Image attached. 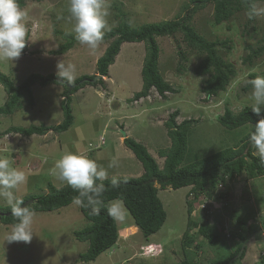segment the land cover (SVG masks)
<instances>
[{
  "label": "rangeland",
  "instance_id": "374dc122",
  "mask_svg": "<svg viewBox=\"0 0 264 264\" xmlns=\"http://www.w3.org/2000/svg\"><path fill=\"white\" fill-rule=\"evenodd\" d=\"M258 2L264 4L263 0ZM109 3L107 21L110 28L117 26L123 16L129 19L131 26L140 27L181 18L186 14L187 5L189 8L194 6L192 0H109ZM21 8L28 14L25 20L27 46L19 59L12 62L0 60L1 72L10 76L17 85L33 75L53 78L57 73V62L63 59L65 63L75 64V80L82 75L99 74L97 60L111 41H103L94 52L76 42L66 53H54L65 42L58 32L74 33L73 24L69 21L68 0H27ZM246 12L242 9L229 20L217 24L213 16L214 1H208L191 16L190 24L197 33L208 41H217L221 57L236 69L227 88L218 95L211 97L203 92L207 75H196L195 68L204 54L187 46L181 32L157 37L161 49L160 72L176 92H168L163 97L152 89L149 96L132 101L134 94L143 86L141 70L146 47L144 42H125L110 66L109 74L99 77L104 82L97 83L100 79H96L95 84L85 83L71 94L70 108L74 119L67 130L49 129L45 134L30 136L7 133L12 126H55L64 120L63 92L66 84L35 83L32 86L33 104L22 98L12 114L0 116V157L9 158L14 167L28 175L27 183L16 195L21 199L42 196L49 191V184L63 186L53 177L51 169L54 161L65 151L86 154L105 168L113 157L118 158L119 166L107 169L109 177L140 176L144 172L143 165L124 145L122 129L126 131V137L145 144L163 166L164 158L159 151L171 145L166 121L176 110L179 111L178 123L185 119H198L188 134V157L210 155L234 145L251 131V126L243 127L241 131L229 130L218 118L224 114L226 106L238 112L251 105V88H246L248 80L252 79L251 74L264 76V54L246 61L251 51L263 44L264 17L249 19ZM180 51L185 52V61L181 59ZM181 64L184 66L182 70L179 69ZM7 100L8 93L0 83V106ZM190 190L191 186L159 189L158 195L167 218L162 228L148 238L123 201L112 200L123 205L126 218L117 222V243L94 261L86 262L80 258L88 250L89 242L78 240L76 231L89 226L91 221L85 217L81 207L73 203L53 211L34 210V233L30 243L4 241L12 225L0 223V264H178L186 257L208 264L216 258L228 257L235 250L237 243L241 242L234 235L238 231V217L244 216L249 218L248 223L256 224L257 229L246 233V239L242 241V246H246L245 256L242 259L237 256L232 264H262L264 176L249 178L243 172L234 179L227 178L213 194H202L196 199ZM221 192L225 194L223 200ZM190 202L193 204L192 217L200 224L215 226L221 235L220 242L212 244L195 228L191 233L195 234L196 241L189 248H183ZM0 204L7 206L2 198ZM202 204L206 207L202 208ZM156 251L159 253L151 255Z\"/></svg>",
  "mask_w": 264,
  "mask_h": 264
},
{
  "label": "trees",
  "instance_id": "16d2710c",
  "mask_svg": "<svg viewBox=\"0 0 264 264\" xmlns=\"http://www.w3.org/2000/svg\"><path fill=\"white\" fill-rule=\"evenodd\" d=\"M27 0H18L21 7H24ZM43 1V0H36ZM208 1H214V21L220 24L223 21L229 20L236 12L246 9L242 0H192L193 8L187 5L186 14L177 19L165 20L157 23H149L140 27L131 26L129 19L126 16L122 17V21L110 31H106L103 41H111L104 54L97 60V70L99 74L107 76L110 66L115 62V58L120 52V48L125 42H144L146 47V55L141 70L143 86L142 89L134 94L132 101L149 96L152 89L166 97L168 92H176V89L166 81L159 69L160 46L157 37L172 36L177 32L183 34V39L187 46L200 53L204 57L195 68V73L198 76L207 75L204 80L203 92L207 96L218 95L220 91L227 88L231 78L235 76L236 69L233 64L226 62L218 52L217 41H208L190 24L193 12L202 8ZM259 1V0H258ZM264 1V0H263ZM121 16L123 14H120ZM65 42L54 53L63 54L69 51L77 42L75 33L58 32ZM226 44V41L223 42ZM181 59L186 60L185 52H179ZM264 54V38L263 44L257 49H253L251 54L247 56L246 61L250 62L254 57H259ZM179 69H184L181 64ZM256 74H251L254 78ZM95 75H82L75 80V83L82 79H88L85 83H93L91 81ZM46 85L49 83L66 84L63 92L64 101V120L55 125L48 126L30 125V126H12L7 130L16 132L26 136L33 134H45L49 129H55L58 132L67 130L74 119L70 108L71 94L84 86L85 83L76 86L73 90L69 88L66 81H61L56 74L44 77L43 75H33L28 77L21 84H16L10 76L0 71V83L3 84L8 93V100L0 106V116L10 115L18 106L20 100L24 98L29 104L34 103L32 86L35 83ZM104 82L101 78L97 83ZM96 83V84H97ZM95 84V83H93ZM247 89L251 88L248 84ZM179 111H174L166 121L167 134L170 137L171 145L166 149L159 151L160 155L165 157V163L161 167L155 157L150 153L145 144L137 141L133 137L127 136L124 138V145L130 148L136 158L141 161L144 172L142 175L133 177L128 175L116 176L121 185L118 189H111L110 180L103 181L106 188L103 197L105 205L114 199L122 200L130 214L133 216L135 223L139 226L145 237H149L153 233L159 231L167 218V212L164 204L158 193L159 189L171 187L179 189L186 186H191L190 193L194 195V199L199 198L202 194L211 195L217 191L221 184H224L228 179H234L243 172L249 178H257L264 176V165H261L258 158L252 155L254 149L249 143V135L253 130L255 122L264 117V107L261 113L257 116L251 109V105H246L238 112H234L229 106H226L225 112L218 118V121L229 130H239L243 127L251 126V131L238 139L234 145L226 146L225 148L212 153L210 155L201 156L198 158L188 157V134L192 126L198 122V119H185L181 123L177 122ZM124 177H128L127 183L123 182ZM100 183V181H97ZM77 195V192L67 185L56 187L49 184V191L42 196H30L23 198L24 202L29 198L35 201L28 206L36 211H53L72 203V199ZM221 192L220 197H225ZM81 211L85 217L91 221L89 226L76 231V238L80 241H88L89 248L85 253L80 255L82 261H94L99 255L108 249L112 248L119 237V227L117 221H114L106 210V207H101L98 215H90L91 208L81 207ZM11 212L8 206L0 204V223L13 225L17 221L11 214H1ZM193 204L190 202L188 207V224L187 229L183 234V248L187 249L196 241L195 234L191 231L195 228L198 233L208 239L212 244L221 241V235L216 231L215 226L211 224H200L192 217ZM248 217H238V231L236 232L241 242L237 243L235 250L228 257L216 258L208 264H232L233 260L238 256L242 259L246 253V246H242V241L246 239V233L257 229L254 223H248ZM200 246L199 243L196 244ZM238 253H240L238 255ZM262 264H264V254H262ZM178 264H200L195 259L188 257L184 258Z\"/></svg>",
  "mask_w": 264,
  "mask_h": 264
},
{
  "label": "clouds",
  "instance_id": "9594fccd",
  "mask_svg": "<svg viewBox=\"0 0 264 264\" xmlns=\"http://www.w3.org/2000/svg\"><path fill=\"white\" fill-rule=\"evenodd\" d=\"M68 2L69 21L73 24L72 31L75 33L76 41L94 52L103 42L105 32L111 30L107 21L110 15L109 0H68ZM242 3L247 9L246 15L249 19L264 17V4L259 3L258 0H242ZM27 15L18 0H0V60L12 62L21 57L28 40L25 24ZM56 68V74L61 81H66L69 86L74 85L75 64L65 63L62 59L57 62ZM248 84L251 86V109L259 116L264 107V76L256 75L248 80ZM249 143L254 149L252 155L264 165V117L253 125ZM118 166L119 160L116 157H113L105 168L86 154L65 151L54 161L51 174L62 185H67L77 192L72 199L74 205L91 208L90 215H98L101 207H106L108 215L114 221L123 222L126 218L123 205L116 201L105 205L103 199L108 190L103 183L109 179L107 169ZM27 180L28 175L14 167L9 158L0 157V198L6 202L11 209V216L17 221L4 237V241L9 243H30L33 238L32 225L35 211L26 206L24 200L16 195ZM127 181L128 177H124L123 182L127 183ZM120 185L121 181L116 176H112L111 189H118Z\"/></svg>",
  "mask_w": 264,
  "mask_h": 264
},
{
  "label": "water",
  "instance_id": "95a60500",
  "mask_svg": "<svg viewBox=\"0 0 264 264\" xmlns=\"http://www.w3.org/2000/svg\"><path fill=\"white\" fill-rule=\"evenodd\" d=\"M99 77H102V76H101L100 74H98V75L95 76V78L92 79L91 81L94 82L96 79H100ZM87 80H88V79H83L82 81H80V82H78V83H76V84H74V85H71V86H70V89H73L74 87L79 86L80 84L85 83ZM122 132H123V136H124V138H125V137H126V131L122 129ZM34 201H35L34 199L26 200V201L24 202V204H25L26 206H28L29 204L33 203ZM1 214L9 215V214H11V212H8V213H1Z\"/></svg>",
  "mask_w": 264,
  "mask_h": 264
},
{
  "label": "built area",
  "instance_id": "2783aa9c",
  "mask_svg": "<svg viewBox=\"0 0 264 264\" xmlns=\"http://www.w3.org/2000/svg\"><path fill=\"white\" fill-rule=\"evenodd\" d=\"M221 199L223 200L224 199V197H221ZM202 208H205L206 207V204H202ZM209 214L211 213V210H209V211H207ZM147 250V249H146ZM147 253H149V251H146ZM159 252L158 251H156L155 253H153V252H151V255H156V254H158ZM263 254H264V251H263Z\"/></svg>",
  "mask_w": 264,
  "mask_h": 264
},
{
  "label": "crops",
  "instance_id": "0c3cea01",
  "mask_svg": "<svg viewBox=\"0 0 264 264\" xmlns=\"http://www.w3.org/2000/svg\"><path fill=\"white\" fill-rule=\"evenodd\" d=\"M164 158V163H165V157H163ZM160 165V164H159ZM164 165V164H163ZM162 167V166H161ZM142 175V174H141ZM149 244H152V242L151 243H149Z\"/></svg>",
  "mask_w": 264,
  "mask_h": 264
}]
</instances>
